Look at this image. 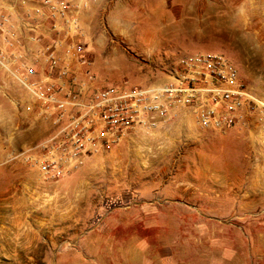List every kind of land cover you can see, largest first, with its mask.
<instances>
[{
    "label": "rangeland",
    "instance_id": "374dc122",
    "mask_svg": "<svg viewBox=\"0 0 264 264\" xmlns=\"http://www.w3.org/2000/svg\"><path fill=\"white\" fill-rule=\"evenodd\" d=\"M86 5L95 22L84 58L102 88L161 83L184 58L210 53L264 99V0ZM21 113L16 136L32 125ZM229 133L197 130L184 117L137 130L50 181L45 158L0 157V264H264V193L250 188L259 158L253 138ZM84 181L87 197L73 200Z\"/></svg>",
    "mask_w": 264,
    "mask_h": 264
},
{
    "label": "built area",
    "instance_id": "2783aa9c",
    "mask_svg": "<svg viewBox=\"0 0 264 264\" xmlns=\"http://www.w3.org/2000/svg\"><path fill=\"white\" fill-rule=\"evenodd\" d=\"M31 1L37 3L35 7L21 14L20 7L24 10ZM84 7L67 0H0V67L28 95L16 107L26 113L37 107L38 115L55 128L40 145L51 154L40 162L45 180H59L88 159L111 153L137 130L154 131L182 123L184 117L201 130L215 132L240 129L249 119L264 128V99L218 54L184 58L180 71L163 84L96 87L81 41ZM49 29L66 36L49 38ZM70 36L80 40L69 41ZM29 44L40 47L33 51ZM66 60L85 68L83 80L71 72ZM41 61L58 70L59 82L40 74L35 65Z\"/></svg>",
    "mask_w": 264,
    "mask_h": 264
},
{
    "label": "crops",
    "instance_id": "0c3cea01",
    "mask_svg": "<svg viewBox=\"0 0 264 264\" xmlns=\"http://www.w3.org/2000/svg\"><path fill=\"white\" fill-rule=\"evenodd\" d=\"M74 5L81 4L85 6L86 0H69ZM37 3L35 1L27 2V4H24V10L21 9L19 12L22 14L23 11H25L28 7H35ZM87 5L85 6L86 9ZM81 34L82 38H87V36L90 34L91 30L93 29L94 20L92 15L89 13H84V9L81 12ZM92 28V29H91ZM50 30V29H49ZM51 31V30H50ZM66 35L64 33L58 34L57 32L50 33L49 38L54 37H65ZM69 41H78L80 40L79 37L76 36H70L66 37ZM49 40V39H47ZM82 41V39H81ZM45 42V41H43ZM30 50L39 49L40 45H34L29 44ZM89 56V55H88ZM91 57V56H90ZM71 72L75 73L79 76L80 80H83L85 78L83 71L85 70L84 67L76 63L74 60H66L65 61ZM40 74L46 78L47 80L59 82L57 78V69L50 70L46 64H44L42 61L40 64L35 65ZM94 69L97 68V66L94 65ZM169 78H164L161 83H155L156 84H163L167 82ZM141 84H144L145 81H141ZM100 82L97 81L96 87L100 88ZM153 85V84H152ZM146 86V85H145ZM147 86H150L149 84ZM13 94L14 97H12ZM0 96L2 99L0 100V114L3 115L2 118H0V140L3 139L5 144H0V157H4L7 159L15 158L16 156H23L24 158H32V159H47L51 157V154H48V152L42 151L39 149L40 145H42L44 142L49 139L53 133L55 132V128L52 126V124L44 119L42 115H38L39 109L37 107L34 108V111L32 113H29L26 118L31 128H28L25 130L24 136L21 135H13L15 133V129L17 126L23 125V118L21 109L18 110L16 107V103H23L24 100L27 98V93L22 90L15 81H13L12 77L4 71L3 68L0 67ZM11 108H10V107ZM13 110V112L11 111ZM8 111V112H6ZM26 123V121H25ZM197 130H199L198 127L194 126ZM201 130V129H200ZM230 136L233 135H241L243 138H253V152L255 156H257L259 159L256 161L258 162L253 166V169L255 170L253 177L251 179V189L255 190L252 192H262L264 193V128H261L258 126L253 119H249L243 127L240 129H232L229 130ZM16 136V137H15ZM12 142V144H11ZM17 154V155H16ZM16 155V156H15ZM89 168V167H87ZM83 170V167L79 170L72 171L71 173L80 172ZM85 183V184H84ZM81 190L79 193L78 190ZM74 192L72 193V199L73 200H80L85 197H87V194L89 193V188L86 186V181L78 185L76 184L75 188H73ZM137 196H145L143 193H140L139 191L135 193ZM21 200V199H20ZM7 201H12L9 198ZM22 201V200H21ZM26 200H24L25 202ZM20 202V201H19ZM23 203V201H22Z\"/></svg>",
    "mask_w": 264,
    "mask_h": 264
}]
</instances>
